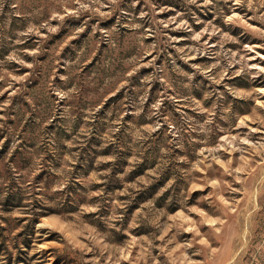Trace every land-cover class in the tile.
I'll return each mask as SVG.
<instances>
[{"label":"rangeland","instance_id":"obj_1","mask_svg":"<svg viewBox=\"0 0 264 264\" xmlns=\"http://www.w3.org/2000/svg\"><path fill=\"white\" fill-rule=\"evenodd\" d=\"M0 264H264V0H0Z\"/></svg>","mask_w":264,"mask_h":264},{"label":"trees","instance_id":"obj_2","mask_svg":"<svg viewBox=\"0 0 264 264\" xmlns=\"http://www.w3.org/2000/svg\"><path fill=\"white\" fill-rule=\"evenodd\" d=\"M16 194V193H15ZM14 195L10 194L8 198H13Z\"/></svg>","mask_w":264,"mask_h":264}]
</instances>
